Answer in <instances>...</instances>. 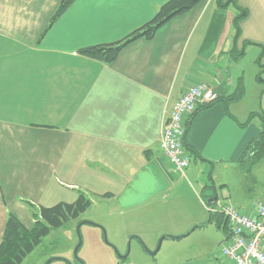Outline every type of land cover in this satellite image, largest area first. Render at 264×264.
I'll list each match as a JSON object with an SVG mask.
<instances>
[{"label":"crops","instance_id":"0c3cea01","mask_svg":"<svg viewBox=\"0 0 264 264\" xmlns=\"http://www.w3.org/2000/svg\"><path fill=\"white\" fill-rule=\"evenodd\" d=\"M62 1L0 0V243L10 213L31 228L42 206L84 194L151 250L179 240L156 264H231L229 221L206 204L254 214L264 199V157L241 162L264 129V0H203L110 63L80 51L125 39L168 0H74L54 20ZM200 81L219 98L191 118L180 176L161 136Z\"/></svg>","mask_w":264,"mask_h":264},{"label":"rangeland","instance_id":"374dc122","mask_svg":"<svg viewBox=\"0 0 264 264\" xmlns=\"http://www.w3.org/2000/svg\"><path fill=\"white\" fill-rule=\"evenodd\" d=\"M105 209L102 204L92 205L78 218L52 230L22 264H144L145 260L156 264L173 247L168 244L179 242L171 238L161 241L162 235L155 247L158 252L152 255L155 249L138 242V236H127L119 227L118 216L108 217Z\"/></svg>","mask_w":264,"mask_h":264},{"label":"trees","instance_id":"16d2710c","mask_svg":"<svg viewBox=\"0 0 264 264\" xmlns=\"http://www.w3.org/2000/svg\"><path fill=\"white\" fill-rule=\"evenodd\" d=\"M73 1L63 0L54 15V20ZM202 1L168 0L161 6L158 13L150 22L146 23L125 39L111 44L90 46L82 49L80 52L86 56L110 63L117 58L119 52L127 44L140 37L152 38L167 22L191 10ZM220 3L221 5L224 4L222 2ZM262 157H264V129L248 145L241 158V162L247 167H252ZM90 205V199L84 194H81L79 199L73 203L61 202L53 206H42L39 212L33 213L35 222L31 228L26 227L15 214L10 213L0 243V264H22L25 258L42 243L43 238L48 236L52 230L62 227L72 219L78 218Z\"/></svg>","mask_w":264,"mask_h":264},{"label":"built area","instance_id":"2783aa9c","mask_svg":"<svg viewBox=\"0 0 264 264\" xmlns=\"http://www.w3.org/2000/svg\"><path fill=\"white\" fill-rule=\"evenodd\" d=\"M218 98L213 85L200 81L183 92L166 119L161 149L180 176L185 175L191 163V155L185 146L188 124L200 108L212 104ZM206 206L211 213L225 216L231 227V236L223 244L221 255L231 264H264V199L257 203L254 214L219 201Z\"/></svg>","mask_w":264,"mask_h":264},{"label":"water","instance_id":"95a60500","mask_svg":"<svg viewBox=\"0 0 264 264\" xmlns=\"http://www.w3.org/2000/svg\"><path fill=\"white\" fill-rule=\"evenodd\" d=\"M217 200H218V195L215 194V195L209 200V204H211V203H213V202H215V201H217ZM209 221H211V220L209 219ZM209 221L206 222V223H204V225L208 224ZM202 225H203V224H202ZM78 232H79V228H78ZM164 237H165V236H164ZM164 237L161 238V241L163 240ZM161 241H160V242H161ZM79 245H80V244H79ZM159 246H160V245H159Z\"/></svg>","mask_w":264,"mask_h":264}]
</instances>
